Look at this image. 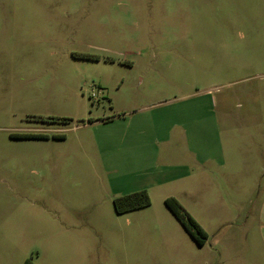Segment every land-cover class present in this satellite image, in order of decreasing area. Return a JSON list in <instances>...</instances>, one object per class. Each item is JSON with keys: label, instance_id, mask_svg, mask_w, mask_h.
<instances>
[{"label": "rangeland", "instance_id": "obj_1", "mask_svg": "<svg viewBox=\"0 0 264 264\" xmlns=\"http://www.w3.org/2000/svg\"><path fill=\"white\" fill-rule=\"evenodd\" d=\"M246 166L264 168V0H0V264H255Z\"/></svg>", "mask_w": 264, "mask_h": 264}, {"label": "trees", "instance_id": "obj_2", "mask_svg": "<svg viewBox=\"0 0 264 264\" xmlns=\"http://www.w3.org/2000/svg\"><path fill=\"white\" fill-rule=\"evenodd\" d=\"M167 208L174 214L182 224L186 232L199 245L204 246L207 235L202 227L186 212L181 204L174 198L165 201ZM151 205V199L146 190L129 194L114 201V207L118 214L142 209ZM24 264H34L31 260H26Z\"/></svg>", "mask_w": 264, "mask_h": 264}, {"label": "crops", "instance_id": "obj_3", "mask_svg": "<svg viewBox=\"0 0 264 264\" xmlns=\"http://www.w3.org/2000/svg\"><path fill=\"white\" fill-rule=\"evenodd\" d=\"M228 168H230V167H228ZM233 168L234 169H232V170H236V172L244 171V169H240L241 168L240 166H235ZM245 168H246L245 170L252 172V179L250 180V182H251L252 188H253L254 185L257 183V182H255V180H259L260 177L264 178V168L263 167L256 168V166H253V167H247L246 166ZM250 168H252V169L250 170ZM246 182H249V180H247ZM245 189L249 191V184L245 183ZM244 213L246 214L245 217L247 220L251 219L252 217L256 220V224L254 226V229L258 233V240H257L258 244L257 245L254 244L252 247L245 246V248L254 254L253 260H255V262H254L255 264H264V199L262 200L260 207L256 208L255 212H254V210L251 209V210L245 211ZM205 233L207 235V240L205 241L204 246L206 245L207 241L209 240V235L207 234V232H205ZM204 246H202V247L199 246V247L203 248ZM238 250L239 249L235 248V244H234V245H232V247L228 251H230L231 253H234L236 256L240 257V255H239L240 251H238ZM240 261H239V263H240Z\"/></svg>", "mask_w": 264, "mask_h": 264}]
</instances>
